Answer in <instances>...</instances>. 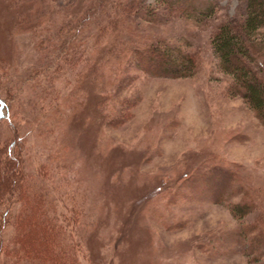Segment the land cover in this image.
<instances>
[{"label": "rangeland", "instance_id": "374dc122", "mask_svg": "<svg viewBox=\"0 0 264 264\" xmlns=\"http://www.w3.org/2000/svg\"><path fill=\"white\" fill-rule=\"evenodd\" d=\"M100 1L0 0V163L17 155L18 138L29 176L27 197L0 200V262L27 264L13 217L32 198L34 215L63 232L53 234L68 263L264 264L245 251L242 228L264 215V122L211 43L221 24L245 21V0H216L202 23L160 5L159 20H127L134 35L194 56L195 73L173 78L135 55L116 63L109 42L121 14ZM251 39L264 41V27ZM259 55L252 66L264 76ZM209 166L235 182L227 188L213 170L189 182ZM244 200L252 212L239 220L231 205Z\"/></svg>", "mask_w": 264, "mask_h": 264}, {"label": "trees", "instance_id": "16d2710c", "mask_svg": "<svg viewBox=\"0 0 264 264\" xmlns=\"http://www.w3.org/2000/svg\"><path fill=\"white\" fill-rule=\"evenodd\" d=\"M103 1L101 0L99 3L101 4ZM113 2L121 14L111 23L113 29L110 35L113 44L109 42V48L119 50L118 57L115 56L116 63L135 55L139 65L144 66L145 70L154 76L173 78L190 76L195 73L194 56L184 49L182 43H172L167 38L143 39L141 36L134 35L133 30H137V28H130L131 23L127 20H131L133 16L143 17L147 21L159 20L155 6L160 5L168 12L178 14L180 18L202 23L210 19L216 12V0H154L153 3H149L147 0H114ZM245 6L247 9L245 21L239 24L237 22L221 24L218 31L213 34L211 43L215 52L221 57L223 71L232 77L231 87L233 89H231L241 95L264 122V76L252 66V62L260 56L259 53L264 52V41L257 43L251 39L253 32L264 27V0H245ZM118 43L120 45L116 46ZM183 44L188 45L187 43ZM132 52L133 54H131ZM16 145L17 155L8 156L4 161L2 160V164L0 163V200L3 201L14 197L12 195H17V202L22 201V197H27L26 194L24 195L23 189L26 182L29 181V176L25 170L22 149L18 146V138L11 142V146ZM213 168L209 166L195 169L193 176H189L191 177L189 182L198 181V176L201 179L207 174L206 172H211ZM213 172V177L229 184L227 188L235 182L234 173L232 178L228 171L219 172L214 169ZM203 180L206 182V187L211 186L214 182L212 177ZM222 200L223 198H221ZM24 204L25 210L20 216L13 217L18 229L19 227L23 228L20 238L17 239V261L25 258L27 264H73L68 263V257L63 256V250H60L62 246L59 248L58 240L53 234V231L63 232L54 228L52 220L44 211L43 214L34 215L35 205L38 206L37 201L27 198ZM11 207L12 205L8 209L11 210ZM252 207L250 201L244 200L233 203L231 211L237 219L243 220L252 212ZM10 213L9 211L7 221H9V216L11 218ZM2 221L3 216L0 215V228L3 226ZM242 228H244V240L249 242L245 251L254 255V259H258L264 253V215L252 224H244ZM253 232H255L253 235L250 234ZM247 234L250 235L247 236ZM5 252L9 254L12 250L7 248ZM6 259H2L0 263L9 264L11 259Z\"/></svg>", "mask_w": 264, "mask_h": 264}]
</instances>
